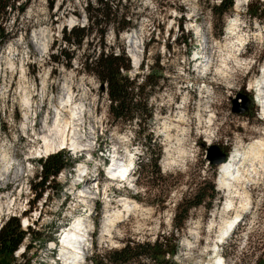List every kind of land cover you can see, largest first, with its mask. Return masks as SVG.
<instances>
[{"label":"rangeland","instance_id":"rangeland-1","mask_svg":"<svg viewBox=\"0 0 264 264\" xmlns=\"http://www.w3.org/2000/svg\"><path fill=\"white\" fill-rule=\"evenodd\" d=\"M18 1L25 3L23 12L15 2L0 17V226L16 215L22 228L37 231L40 238L23 252L25 248H20L30 242L29 236L24 239L14 253L17 262L30 258V264H63L59 244L54 247L51 242L56 243L76 217L87 225L81 264H88L94 246L100 252L119 249L128 241L153 242L161 234L176 245L174 264H212L213 254L222 251L228 264H255L260 256L264 258V166L252 182L245 183L241 196L232 197L230 207L217 182L218 165H210L205 158L210 144H217L227 157L240 144L254 139L264 142V116L255 100L256 87H251L264 69V18L249 16L250 10L264 8V0H247L237 10L232 6L221 19L210 10L220 0H113L130 18V30L137 33V67L133 69L127 54L124 34L130 30L115 36L107 27L102 38L91 35L89 46H122L130 60L128 75L139 79L156 68V60L161 67L160 88H154L147 99L152 115L142 119L140 139L135 133L138 121H112L104 84L81 68L88 44L68 49L62 42L63 27L86 24V0ZM181 27L183 33H190L184 45L177 43ZM40 29L46 31L48 41L43 51L32 37ZM203 37L202 53L199 41ZM60 49L69 53L70 62ZM8 61L14 69L7 67ZM67 88L81 104V124L73 136L80 147L51 151H64L70 160L51 189L35 199L30 183H37L38 160L48 155H39L35 149L42 144V131L51 125L55 105ZM239 91L251 98L244 114L231 112L230 98ZM24 96L31 105L27 126L22 124ZM149 133L160 145L161 176L150 178L151 168L146 167L137 178L138 156L144 159L153 150L144 145ZM111 158L116 166L133 159L127 180L117 178L118 170L113 178L107 177L103 163ZM210 183L216 191L211 207L192 208L184 229L174 230L175 204ZM123 201L135 206L126 212ZM243 202L248 204L240 214L241 222L225 237L227 222ZM107 211L121 215L105 235L101 222Z\"/></svg>","mask_w":264,"mask_h":264},{"label":"trees","instance_id":"trees-1","mask_svg":"<svg viewBox=\"0 0 264 264\" xmlns=\"http://www.w3.org/2000/svg\"><path fill=\"white\" fill-rule=\"evenodd\" d=\"M15 2H18L16 9L23 12L24 2L18 0H0V17L6 12V8H14ZM233 0H220L217 4H212L210 10L217 19L231 11ZM51 7V5H50ZM86 24L82 26L73 25L71 28L62 29V42L69 48L82 47L88 44L87 51L83 54V60L80 62L81 68L91 73L101 84H104L109 104L108 112L113 122L130 123L138 121V129L135 131L136 137L144 133L141 126L142 119H150L152 110L147 106V99L154 91V88H160L161 67L158 61H155V69L152 72L143 74L140 79L138 75L129 76L128 71L131 68L130 60L124 52L122 46L114 48L90 47L91 35L97 33L98 38H102L111 27L115 36L120 32L130 30L132 22L121 10L119 5L113 3V0H86L84 6ZM250 17L259 21L264 18V8L250 10ZM181 30V39L177 43L186 44L190 40V33L185 34ZM221 32H218L219 35ZM191 51L190 47L187 51ZM64 59L68 62L71 56L68 52L60 49ZM56 55L52 54V61H56ZM142 67V64L141 66ZM154 68V67H152ZM145 147L150 148L149 156L141 158L138 156L137 178H141L146 167L151 168L150 178L160 177L159 158L161 156L160 145L152 137L151 133L145 138ZM70 157L64 151H57L48 154L44 159H39V173L37 183H30V188L35 192V199L41 197L45 190L51 189L52 182L57 174L68 165ZM204 190V191H203ZM216 191L213 183L205 188H198L192 193L182 196L175 204L172 215V226L176 231H182L185 222L192 208L202 206L209 209ZM29 236L30 242L25 245V250H29L32 242L39 239V233L35 230L22 228L20 218L16 215L8 216L0 226V264H17V258L14 255L16 250L26 237ZM176 245L172 244L168 237L161 234L153 242H126L119 249H104L102 252L94 246L90 255L87 257L88 264H174L171 257L176 253ZM23 254V253H22ZM226 264L228 257L225 251H222ZM20 264V263H18ZM23 264H30V258H26ZM255 264H264V258L261 256L255 261Z\"/></svg>","mask_w":264,"mask_h":264},{"label":"bare ground","instance_id":"bare-ground-1","mask_svg":"<svg viewBox=\"0 0 264 264\" xmlns=\"http://www.w3.org/2000/svg\"><path fill=\"white\" fill-rule=\"evenodd\" d=\"M247 0H234L233 6L237 10L240 6L245 4ZM233 27L230 26L229 29ZM137 33L133 30L126 32L125 38L127 39L128 44V56L131 59V65L133 69L137 67L139 63V52L137 51ZM37 41V45L40 46L41 51L47 48V39L46 31L44 29L38 30L33 36ZM206 45V40L204 41L203 49ZM10 70L14 69V64L11 61H8V66ZM21 75H24L23 69L20 67ZM255 83V84H254ZM254 83L251 87H256V97L255 100L259 104L262 110V115L264 116V69L261 71V74L254 80ZM72 92L69 88L66 89L62 97H60L55 105V115L50 126L46 127L41 134L42 144L38 149H35V152H38L39 155H47L51 151L60 150L62 148L77 150L80 146L74 139V131L81 124V117L79 112L81 110V104L76 103L73 100ZM29 99L27 96L23 97V105L25 107L23 113V126H27L28 113L31 110V105L29 106ZM210 117V116H209ZM27 120V121H26ZM174 121H180V119H173ZM208 121H211V118H208ZM181 123V122H180ZM46 126V122L44 123ZM30 127V126H29ZM209 133V132H208ZM110 166L115 164V167L109 172L111 175H114L118 170L124 173L125 170L129 169L130 164L124 163L123 165L116 166V163L113 162ZM264 166V142L260 139H254L249 142L247 145H239L233 149L226 157L224 161L218 164V173L219 177L217 182L219 188L223 189L227 196V204L230 207H233L232 197L241 196L245 192V183L252 182L254 175H258L259 170ZM129 175L126 176L128 178ZM240 186L241 190L240 191ZM245 199V198H244ZM247 201V200H246ZM248 202H243L240 205V209L236 211L235 215L227 222L226 229L224 233H227L229 227H231L236 219L240 217V214L245 212L247 209ZM124 208L126 212L134 204H129L128 202L123 201ZM9 206V205H8ZM1 209V208H0ZM121 215V213L116 212L110 213L107 211L104 213L101 222V229L103 234L109 233L110 224L113 220ZM114 215V216H113ZM121 217V216H120ZM119 220V219H118ZM233 220V221H232ZM62 231V230H61ZM87 225L85 220L81 217H76L72 225L64 230L59 238H57L56 243L51 242L54 246L59 244L60 258L63 260V264H81L82 262V250L87 240ZM84 242V243H83Z\"/></svg>","mask_w":264,"mask_h":264},{"label":"water","instance_id":"water-1","mask_svg":"<svg viewBox=\"0 0 264 264\" xmlns=\"http://www.w3.org/2000/svg\"><path fill=\"white\" fill-rule=\"evenodd\" d=\"M231 112L234 114H244L250 107L251 98L246 92H237L230 98ZM205 158L210 165H218L226 158V152L217 144H210L205 149Z\"/></svg>","mask_w":264,"mask_h":264}]
</instances>
